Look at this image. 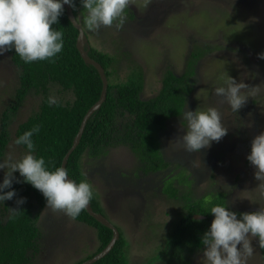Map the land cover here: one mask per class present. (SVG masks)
Returning a JSON list of instances; mask_svg holds the SVG:
<instances>
[{"label": "rangeland", "instance_id": "obj_1", "mask_svg": "<svg viewBox=\"0 0 264 264\" xmlns=\"http://www.w3.org/2000/svg\"><path fill=\"white\" fill-rule=\"evenodd\" d=\"M143 4L144 0H136L125 9L128 13L123 28L102 27L94 31L89 41L114 58L118 75H114L113 83L125 84L129 73L130 78L139 72L144 74L142 97H152L161 87L159 69L170 67L180 76L192 50L196 45L202 46L205 52L194 63L195 74L187 80L191 91L184 111L218 108L228 128L227 135L200 152H185L182 144L174 141L187 131L183 127L186 121L180 116L170 120L160 133L161 151L170 165L166 170L155 171L150 182L148 176L142 177L145 172L136 174L137 169L144 168L137 165L135 155L126 146L110 149L104 157L90 161L86 157L84 173L100 198L103 214L128 240L125 264H207L204 249L191 255L187 251L185 257L171 244L175 227L187 215L191 203L186 186L201 198L213 181L205 200L221 195L233 210L253 212L264 208V186L255 178L256 169L247 159L253 139L264 132V85L238 112L215 95V88L222 86L229 75L249 85L264 83V59L258 58L259 53H264V0H151L147 7ZM122 33L127 37L124 40ZM123 58L129 62L116 65V60ZM20 87V69L6 51L0 55V125L2 113L15 103ZM51 92L57 99L65 96L57 86ZM40 96L34 89L29 90L18 109L10 126L13 134L4 161L9 156L18 161L27 153L15 143V130L37 110ZM175 164H185L189 171L179 168L172 175H164L172 173ZM184 175L188 176L186 184L181 183ZM178 202L181 205L177 206ZM2 212L0 203V216L4 219L11 210ZM38 226L42 241L39 240L40 253L33 257L32 264H76L100 247L96 228L62 211L52 212L47 205ZM252 244L253 254L245 264H264L258 238H252Z\"/></svg>", "mask_w": 264, "mask_h": 264}, {"label": "trees", "instance_id": "obj_2", "mask_svg": "<svg viewBox=\"0 0 264 264\" xmlns=\"http://www.w3.org/2000/svg\"><path fill=\"white\" fill-rule=\"evenodd\" d=\"M74 2L75 7L72 8L76 17L80 18L81 14L84 18L87 12L83 8L81 0H74ZM53 28L63 33L64 43L63 50L53 59L25 63L16 54L14 48L9 50L13 61L20 69L21 87L17 90L15 103L6 109L1 120L0 162L3 160L8 145L9 120L18 112L30 89H34L41 95V103L38 104V109L35 112L19 123L16 140L26 131L39 125V133H34L32 137L35 145L33 155L37 158L43 157L45 166L49 171L61 167L84 115L100 98L103 87L101 76L93 65L87 64L81 57L76 44L79 31L69 20L65 8L59 17V22L54 24ZM204 52V50L193 51L187 61L186 69L179 77L176 76L175 69L164 72L163 85L159 92L148 99H142L143 75L137 72V77L131 76L125 84L122 82L113 83L115 73L110 70V66H112L114 58L108 53L91 48V57L99 61L106 70L109 81L108 94L101 108L88 120L79 145L69 156L66 165L68 174L77 183L86 181L81 160L84 153L88 151L89 154L99 155L105 146L119 143L127 144L135 155L146 163L145 170L160 168L161 165L156 162L160 158L157 134L165 128L166 120L179 115L185 106L186 99L183 93H185L184 90L190 91V87L187 84L183 87L182 81L195 74L194 63ZM51 84L57 86L58 90L64 92L65 96L57 99L58 103L50 105L48 100L52 93ZM127 111L136 114V126L147 131L140 142L129 135H113L117 118L124 116ZM22 146L27 149L25 145ZM13 175L15 179L12 187L4 191L15 190L16 195L13 197L15 199L20 197L19 194L26 195V199L29 197L34 199L37 202L38 211L35 213L32 208L22 204L19 207L20 211L14 214L9 213L6 219L0 216V264H28L30 251L37 246L39 234L37 221L41 210L47 203L42 192L26 182L19 171ZM90 201L95 211L101 212L94 194ZM217 204L226 206L225 197L214 195L213 199L206 203L205 196H203L199 201H192L189 204L187 215L183 216L176 225L172 237L171 244L174 243L173 246L175 245L177 252L188 249L193 253L204 249L202 237L210 229L215 218L210 210ZM227 207L237 213V218H242L241 214L245 212L233 210L234 208L228 205ZM194 214H202L206 217L196 219ZM75 219L96 228L100 241L97 252L102 250L111 240L112 229L101 224L85 209ZM168 244L170 245V241ZM126 245V239L120 234L114 248L105 257L93 264H125L124 251ZM260 250L264 258V249L260 248ZM91 256L76 264H80Z\"/></svg>", "mask_w": 264, "mask_h": 264}, {"label": "clouds", "instance_id": "obj_3", "mask_svg": "<svg viewBox=\"0 0 264 264\" xmlns=\"http://www.w3.org/2000/svg\"><path fill=\"white\" fill-rule=\"evenodd\" d=\"M150 2L144 0L143 7ZM81 3L87 11L84 17L87 29L98 32L102 27L114 25L117 29L123 28L125 9L134 5L136 0H81ZM65 4L75 7L74 0H0V55L14 48L25 63L56 57L63 50L64 43L63 33L55 30L53 25L59 22ZM258 58L264 59V53H259ZM262 85L264 83L249 85L237 82L229 75L222 86L215 88V95L222 97V103L229 105L232 111L238 112L250 97L261 92ZM48 103H58L57 98L50 96ZM182 117L187 131L174 141L182 144L185 152H200L227 135L228 128L216 107H209L206 111L187 110ZM39 131V125H36L15 141L28 149L20 160L14 161L9 156L0 162V169H7L0 183V201L11 200L16 195L15 190H4L12 187L13 174L18 170L26 182L42 192L47 208L52 212L62 211L75 219L92 199V186L86 181L77 184L69 178L64 167L49 171L45 159L33 155L35 145L32 137ZM247 159L256 169L255 178L264 186V132L253 139ZM24 202V198L17 200V207L11 208V212L20 211L19 205ZM210 213L215 218L202 237L207 264H245L246 258L253 254L252 238H258L259 247L264 249V208L244 212L242 218H237V213L229 210L227 205L217 204Z\"/></svg>", "mask_w": 264, "mask_h": 264}, {"label": "flooded vegetation", "instance_id": "obj_4", "mask_svg": "<svg viewBox=\"0 0 264 264\" xmlns=\"http://www.w3.org/2000/svg\"><path fill=\"white\" fill-rule=\"evenodd\" d=\"M81 7V6H80ZM87 12V11H86ZM125 13L127 14L128 13V11L126 12V10H125ZM79 14H80V11H79ZM129 18H132L133 16L132 15H129L128 16ZM78 19V21L80 22V24L83 26V28H84V30H85V32L87 33V36H88V38H90V40L89 41H91V36H93L92 34L94 33V31H90V30H88L87 29V27H86V25H85V23H84V18L81 16L80 18H77ZM105 35H107V33L105 34ZM140 35V34H139ZM121 36L123 37V40L125 39V38H127L126 36H125V34L124 33H122L121 34ZM91 46V48H95V49H97V50H99L96 46H94V45H90ZM198 45H196L195 46V48L192 50V52L193 51H196V52H198L199 50H203V48H202V46H201V48L200 47H197ZM90 48V49H91ZM99 51H103V50H99ZM103 52H105V53H108V52H106V51H103ZM191 52V53H192ZM200 58V57H199ZM198 58V59H199ZM124 60H122V61H117L116 60V65H118V64H121L122 62H124V61H126V64L129 62L127 59H125V58H123ZM114 65L115 64H112V66H110V70H113L114 71V73L117 71V69H116V67H114ZM139 65V64H138ZM167 64L166 63H164L163 64V66H166ZM120 66V65H119ZM140 66V65H139ZM187 66V65H186ZM143 69V68H142ZM171 70V68L169 67L167 70H163L162 68H160L159 70L160 71H158V73H160V75H161V77H160V82H161V87H162V85H163V82H162V79H163V73L164 72H166V71H168V70ZM106 71V70H105ZM175 71V74H176V69L174 70ZM174 74V75H175ZM114 75H118V73H115ZM143 75V77H144V74H142ZM176 76H178L179 77V75H177L176 74ZM128 78H129V75H128ZM187 80L188 79H186V80H184V81H182V86L184 87L185 86V84H187L188 86L190 85V81L189 82H187ZM54 86V84H51L50 85V87H53ZM161 87H160V89H161ZM190 87V86H189ZM143 88H144V79H143ZM159 89V90H160ZM30 90H32V89H30ZM159 90L157 91V93L159 92ZM185 91V93H183V94H185V106H186V102H187V97H188V95H189V93H190V91H191V87H190V91H186V90H184ZM29 92V91H28ZM28 92H27V94H28ZM143 92V91H142ZM156 93V94H157ZM27 94H26V96H27ZM155 94V95H156ZM25 96V97H26ZM141 96H142V93H141ZM142 99H144L143 97H142ZM148 99V98H147ZM184 106V107H185ZM184 107H183V109H182V111L180 112V114L179 115H175V116H172V117H170V118H168L167 120H166V122H165V128L164 129H162V130H160L159 132H158V134H157V143L159 144V146H158V152H159V159H157L156 160V162L157 163H159L160 165H161V167L160 168H158V169H156V170H152V169H150V170H140V169H137V171H136V174L137 173H141V174H143L144 172H145V174H143L142 175V177H144V176H148L147 177V179H148V182H150V177H153L154 175H155V171L156 172H161V171H163V170H166L168 167H169V165H170V163L169 162H167L166 161V159L164 158V156H163V153H162V151H161V143H160V139H159V136H160V133L162 132V131H164L165 129H166V127H167V124H168V122L170 121V120H172V119H175V118H178V117H180V116H182V114H183V112H184ZM38 109V108H37ZM4 113V112H3ZM3 113H2V117H3ZM16 114L17 113H15V115L13 116V117H11L10 118V120H9V125H8V143H9V140H10V138H11V136H12V132H10V126H11V124H12V122H13V120H14V118L16 117ZM135 118H136V114H133V113H131V112H129V111H127L125 114H124V116H120V117H118L117 118V122L115 123V132H114V134L113 135H116V134H118V135H123V136H125V135H129V136H131L132 138H134L137 142H140L141 141V139H142V137L144 136V135H146L147 134V131L146 130H144L142 127H138V126H136V124H135ZM1 120H2V118H1ZM2 125V124H1ZM1 125H0V128H1ZM17 128H18V126H17ZM17 128H16V130H15V133L17 132ZM16 138H17V134H15V141H16ZM22 146V145H21ZM119 146H126V147H128L130 150H131V148L127 145V144H115V145H108V146H105L103 149H102V152H100V154L99 155H94V154H89V152L88 151H86L85 153H84V155H83V157H82V169H83V172H84V159L87 157V161H90V160H92V158H96V157H104L105 155H107V153L109 152V150L110 149H113V148H116V147H119ZM24 148V147H23ZM25 149V151H27L28 152V150L26 149V148H24ZM132 151V150H131ZM133 152V151H132ZM5 154H6V152H4V156H5ZM133 154L135 155V153L133 152ZM135 158H136V162H137V165L141 168V167H143V168H145V167H147L146 166V163L145 162H142L136 155H135ZM2 161H4V157H3V160H1V162ZM63 162V161H62ZM147 162H149V161H147ZM150 163V162H149ZM62 165V164H61ZM179 168H184L185 170H187V171H189L188 169H187V167H186V165L184 164L183 166H179L178 164H175V165H173V172L172 173H170V174H168V173H165L164 175H172L174 172H176L177 170H179ZM0 171H2L1 172V179H2V182H3V179H4V177H5V175H6V172H7V170H5V169H0ZM18 171V170H17ZM16 171V172H17ZM159 174V173H158ZM84 175H85V173H84ZM85 177V180L88 182V183H90L89 182V180L86 178V176H84ZM141 177V176H140ZM156 177L158 178V180L157 181H155V182H159L160 181V179H159V177L157 176V174H156ZM163 177V176H162ZM164 178V177H163ZM238 178V177H237ZM144 179H145V177H144ZM181 183H184V184H186V183H188V176L187 175H184L182 178H181ZM211 183L213 184L214 182L213 181H210V184L208 185V187H210V189H211ZM186 188H187V192H188V195L190 196V198H191V202L192 201H199L201 198L200 197H196V195H195V191L193 190H191L190 188H189V186H186ZM210 189H207L208 190V192L210 191ZM161 191V190H160ZM162 192V191H161ZM177 192L179 193L180 191L179 190H177ZM208 192H206V193H204V196H206L207 194H208ZM215 192H217V191H215ZM93 194H94V192H93ZM152 194L153 195H155V194H157V193H154V192H152ZM163 194V193H162ZM19 196L20 197H17L16 199L15 198H13V199H11L10 201L8 200V201H0V203L2 204V206H3V214H5V213H7L8 212V210H11V208H16L17 207V200H19V199H21V198H24V200H25V202L23 203V205L24 206H26V207H30V208H32V211H34V207H35V205H36V209H35V213H37V211H38V206H37V202L34 200V199H31L30 197L29 198H25L26 197V195L24 196V194H19ZM94 196H95V199L97 200V202H98V204H99V208H100V213H104L103 212V208H102V206H101V202L99 201L100 200V198H99V200H98V198H97V193L95 192V194H94ZM155 200V199H154ZM156 201V200H155ZM165 201V200H164ZM33 202V203H32ZM91 202V201H90ZM157 202V201H156ZM91 204H92V202H91ZM47 205V204H46ZM46 205L43 207V209L46 207ZM178 205H181V202H178L177 203V206ZM93 206V205H92ZM19 207H20V205H19ZM94 208V207H93ZM42 209V210H43ZM42 210H41V212H42ZM95 210V209H94ZM41 212H40V214H41ZM98 212V211H97ZM9 213H11V212H8L7 213V217H8V214ZM2 215V214H1ZM104 215V214H103ZM195 215H202V214H194V218H196L195 217ZM202 216H204L203 218H205L206 216L205 215H202ZM2 217V216H1ZM3 218V217H2ZM203 218H196V219H203ZM39 219H40V215H39ZM39 219H38V221H37V225H38V223H39ZM181 219L182 218H180V220H179V222L181 221ZM77 220V219H76ZM79 222H82V223H85V224H87L86 222H83V221H80V220H78ZM178 222V223H179ZM87 225H89V224H87ZM89 226H91V225H89ZM39 227V226H38ZM93 227V226H92ZM121 234V233H120ZM124 239H126V241H128L127 240V238H124ZM39 240H40V242L42 241V237H41V232H40V230H39V234H38V239H37V246L35 247V248H33L31 251H30V261H29V263L28 264H32L33 263V257L35 256V255H37L38 253H40V250H39V248H40V242H39ZM169 243V242H168ZM187 251H189L188 249H182L180 252L181 253H184V256L185 257H187L188 255H191V254H194L195 252H197V251H195V252H193V253H191L190 251H189V253L187 252ZM125 252V251H124ZM186 253H188V255L186 254ZM124 254H126V253H124Z\"/></svg>", "mask_w": 264, "mask_h": 264}, {"label": "water", "instance_id": "obj_5", "mask_svg": "<svg viewBox=\"0 0 264 264\" xmlns=\"http://www.w3.org/2000/svg\"><path fill=\"white\" fill-rule=\"evenodd\" d=\"M64 8L66 10V13H67L69 20L73 23V25L79 31L76 44H77V48L81 54V57L84 59V61L87 64L93 65L98 70V72L101 76L102 82H103V87H102L100 98L89 108V110L84 115L83 120H82L81 125H80V128H79V130H78V132L74 138L73 144L63 159L61 167L66 168L69 156L71 155V153L75 150V148L79 145V143L81 141V138H82V135H83L84 130L86 128L88 120L92 117V115L96 111H98L101 108L102 104L107 99L109 81H108V77L106 75V71H105L104 66L99 61H97L93 57H91V55H90L91 46H90V43L88 40L87 33L85 32L83 26L78 21L75 13L73 11L72 6L65 4ZM68 176L70 179L74 180L69 174H68ZM85 210L88 212V214H90L92 217H94L97 221H99L104 226L112 229V231H113V235H112L111 240L102 250L97 252L94 256H92V257H90V258H88V259H86L80 263V264H93V263L97 262L98 260H100L101 258L105 257L114 248L117 240L120 238V231L105 215H103L100 212L95 211L91 202H89V204L87 205ZM195 217L196 218H203L204 216L195 215Z\"/></svg>", "mask_w": 264, "mask_h": 264}]
</instances>
